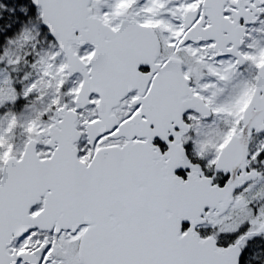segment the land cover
<instances>
[{"label":"snow or ice","instance_id":"6c2138e0","mask_svg":"<svg viewBox=\"0 0 264 264\" xmlns=\"http://www.w3.org/2000/svg\"><path fill=\"white\" fill-rule=\"evenodd\" d=\"M0 264H264V0H0Z\"/></svg>","mask_w":264,"mask_h":264}]
</instances>
